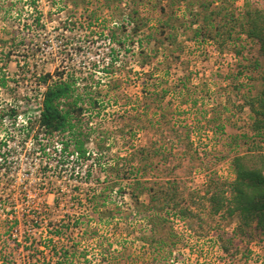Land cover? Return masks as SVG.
Masks as SVG:
<instances>
[{
  "label": "rangeland",
  "instance_id": "obj_1",
  "mask_svg": "<svg viewBox=\"0 0 264 264\" xmlns=\"http://www.w3.org/2000/svg\"><path fill=\"white\" fill-rule=\"evenodd\" d=\"M66 1L60 0L62 4ZM68 1L67 7L65 5L59 8L52 6L50 0H17L12 17H4L5 13L0 16V74L9 78L8 86L0 88V115L4 112L8 114L0 116V141L7 142V146L1 149L5 153L4 156L0 155V162L5 160L10 170L8 175L4 169L0 172L4 174L0 183V204L7 205V211L0 206V264H6L3 263V250L6 249L15 251L14 259H8L9 264H43L44 261H52L50 249L44 247L51 239L50 222H67L79 216L85 210L86 194L98 188L99 183L104 180L105 172L100 177L92 176L90 181L85 182L86 166L74 170L72 165L67 164L68 167L60 171L53 158L50 161L52 165H45L46 159L34 152V139L25 141L22 134L27 125L25 118L29 114L34 117L33 111L40 103V95L44 91V87L38 84V77L42 72L53 74L58 67L62 70L63 66L67 70H89L93 80L99 81L103 90H109V95L101 98L103 107L99 115L95 114L90 118V126L92 130H109V156L110 159L119 156L116 159L120 162L118 170L130 174L133 148L155 146L167 152L169 157H176L174 162L179 164L178 169L172 170V164L160 161L159 166L148 173L147 179L150 180V185L155 184V181L166 182L168 178L177 179L188 200L187 204L193 196L194 203L190 207L194 213L185 222L176 221L175 230L182 242L170 258L165 252L158 253V259L166 256L162 263L159 261L160 264H264V238L258 235L251 241L240 231H234L236 221L229 222L224 213L211 214L205 195L207 190L211 191L212 180L219 182L234 179L231 159L237 152L246 151L248 147L239 135L245 128L248 129L250 111L249 108L241 109L239 103L250 88L252 93H257L262 88L264 56L248 49L236 56L234 47L221 52L211 42L199 46L187 37L192 35V30L179 26L177 32L182 34L184 28L186 32L179 38L187 46L183 60L191 62L184 70L173 66L168 74L165 73L164 66L172 63H163L153 78H165L170 82L165 85L173 88V78L189 74L190 89L172 90L163 103V109H156L154 106L147 114L143 109V78L145 72L149 73L152 67L148 65L142 69L135 61L123 63L125 54L121 51L122 55L116 64L117 70L112 75L105 74L102 62L109 57L103 52H108L110 45L98 36V32L106 27L101 23L96 28L95 24L94 35L86 28L88 24L85 17L88 18L96 7L99 8L101 18L107 19L114 12L119 14V8H109L104 0H98L97 3L90 1L87 8L80 4L76 9ZM208 1H212L211 9L215 11L220 6L233 9L241 6L245 0ZM33 2L38 9L34 8ZM249 2L264 6V0ZM153 3L154 0H144L140 6L142 16L153 19L159 16V12L152 7ZM185 5L186 2L181 0V3L176 4L175 10L181 19L184 18L189 23L193 17L188 11L191 8L187 9ZM193 10L199 8L194 7ZM20 11L22 13L18 16L16 13ZM40 12L44 25L36 28L32 24L36 14ZM72 21L77 24L71 25ZM154 23L156 20L150 24ZM72 26L74 28L70 29ZM4 29L12 30L13 35L19 31L21 38L25 36L23 43L14 45L11 34L5 33ZM235 36L237 37V33ZM188 47H191L189 52ZM137 50L136 47L135 51ZM252 55L259 59L260 68L255 69L249 65L254 60L250 59ZM102 58L105 60L102 61ZM158 58L161 60L162 56ZM114 81L119 82L117 89L111 87L114 86ZM195 98L196 105L193 104ZM12 109L19 114L16 119L9 115ZM162 111L166 114L165 117H161ZM205 111L208 116L222 113L226 117L225 130H209L216 126V121L206 124L202 120ZM239 126L244 128L239 129ZM187 134H190L189 139ZM235 141L240 145L237 146ZM188 149L200 153L201 158L190 157L186 153ZM204 152L206 153L203 155ZM78 193L81 195H77ZM122 200L117 198V201L123 203L125 210L132 211L129 196ZM12 206H15L20 221L13 231L5 233L3 221L11 214ZM35 216H40L41 219ZM134 217L128 224L116 219L110 224L94 222L91 227L98 229L95 238L91 239H81L84 228H73L68 235H64L61 244L72 245L70 237L80 239L79 249L87 250L90 264H151L150 249L140 240H135L143 233L147 224L135 221ZM108 241L114 243L112 254L104 255ZM54 243L59 245V242ZM28 245L31 252L38 250L39 253L31 261H28Z\"/></svg>",
  "mask_w": 264,
  "mask_h": 264
},
{
  "label": "trees",
  "instance_id": "obj_2",
  "mask_svg": "<svg viewBox=\"0 0 264 264\" xmlns=\"http://www.w3.org/2000/svg\"><path fill=\"white\" fill-rule=\"evenodd\" d=\"M16 1L0 0V16L5 13L4 17H12ZM50 1L52 6L56 5L59 8L65 5L67 7L69 4L68 0L65 4H62L60 0ZM70 1L76 9L80 4L87 8L90 1L98 2V0ZM104 1L109 8L114 6L119 8V14L116 13V15L114 12L110 19L101 18L99 8L96 7L89 13L88 18L85 17L88 24L86 28L90 29L92 35L96 33L93 28L95 24L96 28H99L101 23L106 27L98 32V36L110 45L108 52H103L109 58L102 62L104 64L102 71L107 75H112L117 70L116 64L122 53L125 54L123 63L135 61L142 69L150 65L152 70H149V73L145 72L146 75L143 78V109L147 114L154 106L156 109H163V103L172 90L189 91L190 89L188 87L189 74L173 78V88L166 86L170 82L165 78L156 80L153 78L163 63L169 64V61L172 63L164 66L166 74L173 66L182 70L189 66L191 60H183L187 46L179 40L180 36L186 33L184 31L186 27L192 30V35L187 36L188 39L199 46L211 42L221 52L234 47L233 51L236 56L242 55L244 49L250 52L256 51L259 56H264V6L253 5L249 0H245L241 6H235L233 9L220 6L215 11L211 9L212 1L184 0L187 9L191 8L188 11L193 17L189 23H186L184 18L181 19L175 10L176 4L181 3V0H154L152 7L159 12L156 19L142 16L140 6L144 0ZM35 2H33L34 8L38 9ZM194 7H198L199 10H193ZM21 13L22 11L16 14L20 16ZM70 13L73 14L72 11ZM42 17L41 12L37 13L32 26L41 28L44 25L41 22ZM154 20L156 23L150 24ZM76 24L77 22L72 21L71 25ZM73 26L70 29H73ZM179 26L185 27L182 34L176 31ZM4 31L7 34L12 33V30L8 29ZM18 33L10 36L14 45L22 44L25 38V36L21 38L22 36ZM190 49L191 47H188V52ZM7 55L9 56L10 53ZM160 56H162L161 60L158 58ZM102 59V61L105 60ZM250 59H254L250 61V66L255 69L260 68L258 58L252 55ZM60 69L58 67L53 74L42 72L38 77V84L44 87L41 106L38 108L39 114L27 120L25 126L27 129L22 134L25 141L34 139V152L39 153L42 159H46L45 165H52L50 161L53 158L56 159V166L60 168V171L68 167L67 164L72 165L74 170L86 166L85 182L90 181L92 176L100 177L103 172L105 175L98 188L86 194L85 210H82L79 216L67 222H50L51 239L44 247L50 249L49 254L52 261L42 263L55 264L56 261V264H90L87 250L79 249L81 240L70 237L73 241L72 245L65 246L61 244L64 235H68L73 228L80 227L85 231L81 239L95 238L98 227H91L94 222L101 221L110 224L116 219L128 224L132 216H135V221L147 224L146 229L135 240H140L150 249L151 264H160L159 261L162 263L166 256L158 259V253L165 252L170 258L182 242L174 224L176 221L185 222L187 217L194 213L190 207L191 203H194V198L192 196L191 201L186 203L188 200L175 178H168L166 182L155 181V184L150 185L147 176L151 170L159 166L160 161L172 164V170L178 169L179 164L174 162L176 157H169L167 152L155 146L133 148L130 155V174L127 175L126 171L118 170L120 162L116 159L119 156H116V159H110L109 156L111 151L108 139L109 130H92L90 126V118H93L95 114L99 115L103 107L101 98L109 95V90H103L100 82L93 80L89 70L86 72L77 68L67 70L64 66L62 70ZM261 77L263 86L259 92L252 93L250 90L252 88H250L248 94L245 93L239 103L241 109L249 108L250 123L248 129L245 128V131L239 135L244 139L245 144H248L246 151L237 152V150L230 162L235 177L228 181L212 180L211 191L207 190L205 193L211 214H226L229 222L236 221L234 231H240L251 241L258 235L264 238V70L261 71ZM8 82L9 78L3 73L0 74V88L7 87ZM117 84L119 82L114 81V86L111 85V87L117 89ZM196 99H194V105L197 104ZM6 115L8 114L4 112L0 116L5 117ZM9 115L12 119H16L18 113L12 109ZM165 116L166 114L162 111L161 117ZM202 116L206 124L216 121V126L209 130H225L226 117L224 118L222 113L219 112V115L213 113L208 116V112L205 111ZM243 128L239 126V129ZM189 137L190 134H187L188 139ZM235 143L237 146L240 145L238 141ZM5 146L7 142L0 141V155L4 156L5 152L2 153L1 149ZM192 151L188 149L186 153L192 158H201L200 153ZM3 169L8 175L10 170L5 160L0 162V172ZM3 177L4 174L0 173V183ZM127 195L131 199L132 211L125 210L123 203L117 201V198L124 200ZM0 206L7 211L6 204H0ZM10 211L11 214L7 215L3 221L5 233L13 231L20 221L15 206H12ZM35 217L41 219L40 216ZM54 241L59 242V245ZM106 243L104 255H111L114 243L112 241ZM29 245L26 248L29 251L28 261H31L30 259L39 253L38 250L31 252ZM3 252V263L9 264L8 259H14L15 251L6 249ZM102 260L104 261V257Z\"/></svg>",
  "mask_w": 264,
  "mask_h": 264
},
{
  "label": "built area",
  "instance_id": "obj_3",
  "mask_svg": "<svg viewBox=\"0 0 264 264\" xmlns=\"http://www.w3.org/2000/svg\"><path fill=\"white\" fill-rule=\"evenodd\" d=\"M41 22H44V19L42 18V20H41ZM40 97H41V99H42V94L40 95ZM41 99H40V103L38 104V106L36 107V110L35 111H33L34 112V115L33 116H36V115H38L39 114V110H38V108L41 106ZM30 115V114H29ZM27 115V117L25 118V123L27 124V120L29 119V118H31L32 117V115ZM18 116H19V114H18ZM17 116V117H18ZM8 117V116H7ZM26 128V127H25ZM27 129V128H26Z\"/></svg>",
  "mask_w": 264,
  "mask_h": 264
}]
</instances>
